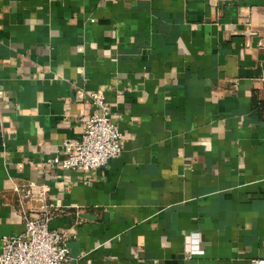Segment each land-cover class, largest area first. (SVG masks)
<instances>
[{"label":"crops","instance_id":"crops-1","mask_svg":"<svg viewBox=\"0 0 264 264\" xmlns=\"http://www.w3.org/2000/svg\"><path fill=\"white\" fill-rule=\"evenodd\" d=\"M93 90L122 152L50 165ZM29 181L72 264H264V0H0V250Z\"/></svg>","mask_w":264,"mask_h":264},{"label":"built area","instance_id":"built-area-1","mask_svg":"<svg viewBox=\"0 0 264 264\" xmlns=\"http://www.w3.org/2000/svg\"><path fill=\"white\" fill-rule=\"evenodd\" d=\"M88 95L94 110L82 116L84 130L81 137L65 140L62 147L66 156L49 159L50 165L78 170L98 169L122 152L123 132L112 117L111 105L104 92L93 90ZM45 187L35 181L15 186L22 198L33 205L22 210L25 230L18 235L2 237L0 264H72L71 231L51 227L58 206L48 199ZM192 235L198 240V232Z\"/></svg>","mask_w":264,"mask_h":264}]
</instances>
